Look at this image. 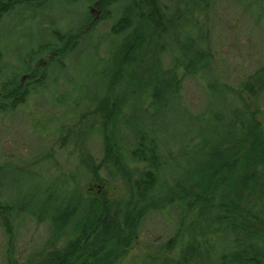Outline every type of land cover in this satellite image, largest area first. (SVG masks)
Returning a JSON list of instances; mask_svg holds the SVG:
<instances>
[{
	"label": "rangeland",
	"instance_id": "374dc122",
	"mask_svg": "<svg viewBox=\"0 0 264 264\" xmlns=\"http://www.w3.org/2000/svg\"><path fill=\"white\" fill-rule=\"evenodd\" d=\"M159 1L166 26L159 36L141 19L124 34L112 35L111 25L131 6L126 0H48L42 8H15L0 17L1 79H23L28 90L23 103L0 110V196L15 206L12 251L0 222V264H7L10 251L16 264H26L30 255L39 260L47 230L29 214L47 192L69 187L112 203L130 198L123 174L130 176L129 171L109 161L86 177L81 157L87 153L93 164L101 162L104 141L112 153L127 152L138 139L133 129L141 116L144 129L155 128L150 136L161 160L158 181L170 185L206 161L194 153L201 138L217 143L226 130L237 128L235 120L247 122L251 113L264 129V91L250 96L244 89L251 74L264 78V0ZM86 21L95 25L84 30ZM71 32L76 45L64 51L59 39ZM141 32L149 36L142 55L152 69L144 65L137 72L132 64L121 79L130 83L123 87L118 68ZM28 66H38L32 78ZM165 72L162 105L152 116L145 91L158 88L152 79ZM171 93L176 98L166 106ZM126 167L147 168L134 161ZM165 215L149 212L142 219L138 240L118 264L179 258L161 249L175 232L178 212L168 207ZM217 241L211 262L226 244L223 237Z\"/></svg>",
	"mask_w": 264,
	"mask_h": 264
},
{
	"label": "trees",
	"instance_id": "16d2710c",
	"mask_svg": "<svg viewBox=\"0 0 264 264\" xmlns=\"http://www.w3.org/2000/svg\"><path fill=\"white\" fill-rule=\"evenodd\" d=\"M47 1L0 0V17L15 8H42ZM103 1L108 3L113 0ZM126 1L131 6L125 7V14L122 12L111 25L112 35L119 36L130 26L136 27L139 19L155 35L166 31L165 15L159 0ZM90 25H95V21L82 24L84 30ZM148 37L146 32L137 34L135 39L139 43L134 48L130 47L123 58V64L118 68L121 74L118 75V83H122L123 87L130 83L121 79L123 75H129L127 71L131 70L132 64H135L133 67L138 69L137 72L148 65L142 55ZM59 44L64 51L72 50L76 45V36L72 32L63 34ZM2 59L0 50V66ZM148 67V70L152 69L150 65ZM183 67L187 65L183 64ZM36 68L28 66L30 74L27 77L32 78ZM160 71L153 70L151 73ZM1 74L0 69V93L3 94L0 101H5L1 103L0 110L6 111L23 103L28 90L23 79H1ZM167 75L165 72L155 76L153 84L159 87L153 92H150V88L145 91L148 97L146 105L155 109L152 116L161 108L162 104L159 103L166 88H163V82ZM255 77L258 80L254 84L252 80ZM259 77V73H253L245 82L244 89L250 96L255 91H264V78ZM119 86L118 94H122L123 89ZM171 95L167 103L164 100L166 106L176 98L175 94ZM141 112L144 113L143 110ZM253 115L251 113L247 122L235 120L237 128L226 130L228 134L219 138L217 143L201 138L203 145H199L194 153L205 155L206 161L186 170V180H177L174 185L158 181L161 160L150 136L155 128L151 132L144 129L141 116L136 122L138 126L133 129L138 139L135 142L134 137L135 145L127 152L119 148L112 153L108 151L111 145L104 141L107 151L101 162L93 164L87 153L81 157L86 177L96 176L97 171L109 161L115 168L129 171L130 176L125 170L123 174L131 190L130 198L112 203L103 196L85 197L80 191L69 187L47 192L43 202L30 209L32 213L29 214L30 218L46 227L47 235L39 260L36 261L38 254L30 255L25 259L26 264H118L138 240L142 219L149 212L166 216L168 207L175 208L178 216L173 236L161 249L164 252L175 251L179 258L172 261L167 258L165 264H264V129ZM133 161L145 164L147 168L128 169L127 163ZM116 174L113 171V175ZM14 210V204L0 196V222L8 236L11 251L14 240L11 215ZM219 237L225 239L222 245L226 244L216 251L211 262V251L218 245ZM10 253L6 257L7 264H16L14 257H17Z\"/></svg>",
	"mask_w": 264,
	"mask_h": 264
}]
</instances>
